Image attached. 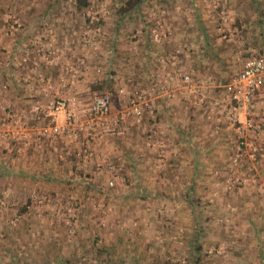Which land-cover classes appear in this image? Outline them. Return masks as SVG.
Here are the masks:
<instances>
[{"label":"rangeland","instance_id":"rangeland-1","mask_svg":"<svg viewBox=\"0 0 264 264\" xmlns=\"http://www.w3.org/2000/svg\"><path fill=\"white\" fill-rule=\"evenodd\" d=\"M128 1L0 0V264H264V0Z\"/></svg>","mask_w":264,"mask_h":264},{"label":"built area","instance_id":"built-area-1","mask_svg":"<svg viewBox=\"0 0 264 264\" xmlns=\"http://www.w3.org/2000/svg\"><path fill=\"white\" fill-rule=\"evenodd\" d=\"M187 79L189 77L186 76ZM264 86V56H254L246 60L242 70L234 74L225 85L226 99L229 102L231 119L248 116L254 108L256 95ZM64 102L55 105L56 111L65 108ZM110 97L105 94L96 100L94 110L98 113H108ZM247 128L254 126V121L244 122Z\"/></svg>","mask_w":264,"mask_h":264},{"label":"trees","instance_id":"trees-1","mask_svg":"<svg viewBox=\"0 0 264 264\" xmlns=\"http://www.w3.org/2000/svg\"><path fill=\"white\" fill-rule=\"evenodd\" d=\"M144 0H129L125 5L126 9L129 10L132 7L139 6ZM78 10H83L90 5L89 0H76L75 2ZM103 89V88H102ZM104 94V93H103ZM105 95V94H104ZM99 252V251H98Z\"/></svg>","mask_w":264,"mask_h":264}]
</instances>
